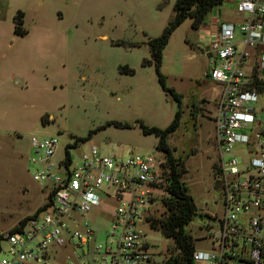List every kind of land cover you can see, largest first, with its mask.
Instances as JSON below:
<instances>
[{
  "label": "rangeland",
  "instance_id": "rangeland-1",
  "mask_svg": "<svg viewBox=\"0 0 264 264\" xmlns=\"http://www.w3.org/2000/svg\"><path fill=\"white\" fill-rule=\"evenodd\" d=\"M174 1H59L62 17L52 24L62 29L57 62L62 73L55 75L54 87L48 91L47 120L23 124V108L14 105L15 98H0V233L37 211L43 198L40 184L32 178L34 166L28 162L34 155L31 137L57 138L53 161L62 158L65 146L70 145L67 151L73 165L92 143L109 154L131 150L158 155L157 136L143 133L138 123L164 128L179 110V123L166 141L172 154L183 160L181 179L197 208L185 228L195 238V249L208 246L204 223H211L208 215L220 211V193L214 187L212 121L218 85L206 75L210 58L205 45H198L204 25L192 27L189 17L170 31L156 70L148 39L166 27ZM233 9L234 1L223 0L206 14L204 24L209 26L217 14L230 17ZM157 72L168 87L181 94L180 101L163 89ZM86 136L72 146L73 138ZM162 195L156 191L148 214L163 211ZM113 205L114 201L104 199L85 215L100 241L105 240ZM144 232L156 247L157 257L175 251L173 240L161 230L145 225ZM0 245L2 255L5 244Z\"/></svg>",
  "mask_w": 264,
  "mask_h": 264
},
{
  "label": "built area",
  "instance_id": "built-area-1",
  "mask_svg": "<svg viewBox=\"0 0 264 264\" xmlns=\"http://www.w3.org/2000/svg\"><path fill=\"white\" fill-rule=\"evenodd\" d=\"M232 1L230 17L217 14L201 31L210 58L206 75L218 85L212 121L220 211L208 215V246L193 249L191 264H264V0ZM31 144L28 162L43 198L37 211L1 231L0 264H156L163 258L144 232L145 225L151 229L149 205L162 191L161 150L115 155L92 143L73 165L65 153L52 160L55 136H33ZM104 199L114 205L100 241L85 215Z\"/></svg>",
  "mask_w": 264,
  "mask_h": 264
},
{
  "label": "crops",
  "instance_id": "crops-1",
  "mask_svg": "<svg viewBox=\"0 0 264 264\" xmlns=\"http://www.w3.org/2000/svg\"><path fill=\"white\" fill-rule=\"evenodd\" d=\"M59 1L0 0V98H15L14 105L23 108V124L40 121L47 113L48 91L54 87L55 75L62 73L57 68L62 29L52 24L62 17ZM17 10L23 12L24 35L13 32L12 16Z\"/></svg>",
  "mask_w": 264,
  "mask_h": 264
},
{
  "label": "trees",
  "instance_id": "trees-1",
  "mask_svg": "<svg viewBox=\"0 0 264 264\" xmlns=\"http://www.w3.org/2000/svg\"><path fill=\"white\" fill-rule=\"evenodd\" d=\"M222 1L223 0L174 1L172 6L173 15L166 27L159 36L148 39L150 55L153 58L156 70H158L160 62V49L167 41L170 31L185 17L190 18V25L194 28L203 25L206 14ZM12 22L13 32L15 34L24 35L26 33L22 11H15L12 16ZM145 61L147 62L148 60ZM157 75L163 89L168 91L174 99L180 101L181 94L165 84L164 76L160 72H157ZM179 114L180 111L177 110L173 119L164 128L147 126L141 122L138 123L143 133H154L157 136L155 148L161 150L165 157L161 171L163 177V183H161L163 195L160 198L164 209L160 214H147L146 219L152 230H161L166 237L173 240L175 251L163 256L156 264H191V254L194 249L195 238L187 232L185 224L197 213V208L192 195L188 192L187 185L181 179V175L184 172L183 160L172 154V150L166 141L167 134L172 132L179 123ZM45 116H47L46 113L42 114L40 117L42 123L47 120ZM88 136L73 138L72 146L80 140H85ZM68 146L70 145L67 144L64 148L65 157L67 158L69 157L67 151Z\"/></svg>",
  "mask_w": 264,
  "mask_h": 264
},
{
  "label": "flooded vegetation",
  "instance_id": "flooded-vegetation-1",
  "mask_svg": "<svg viewBox=\"0 0 264 264\" xmlns=\"http://www.w3.org/2000/svg\"><path fill=\"white\" fill-rule=\"evenodd\" d=\"M217 180V179H216ZM215 181V180H214ZM217 182H218V186L217 187H215L216 189H218L219 188V185H220V181L219 180H217Z\"/></svg>",
  "mask_w": 264,
  "mask_h": 264
},
{
  "label": "water",
  "instance_id": "water-1",
  "mask_svg": "<svg viewBox=\"0 0 264 264\" xmlns=\"http://www.w3.org/2000/svg\"><path fill=\"white\" fill-rule=\"evenodd\" d=\"M214 186H215V187L218 186V182H217V180L214 181Z\"/></svg>",
  "mask_w": 264,
  "mask_h": 264
}]
</instances>
